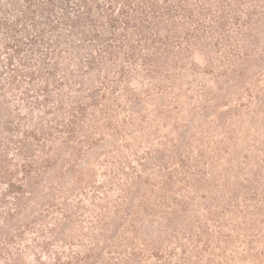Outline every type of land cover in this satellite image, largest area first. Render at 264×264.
<instances>
[{
	"label": "rangeland",
	"instance_id": "374dc122",
	"mask_svg": "<svg viewBox=\"0 0 264 264\" xmlns=\"http://www.w3.org/2000/svg\"><path fill=\"white\" fill-rule=\"evenodd\" d=\"M31 1L0 0V264H264V0Z\"/></svg>",
	"mask_w": 264,
	"mask_h": 264
},
{
	"label": "trees",
	"instance_id": "16d2710c",
	"mask_svg": "<svg viewBox=\"0 0 264 264\" xmlns=\"http://www.w3.org/2000/svg\"><path fill=\"white\" fill-rule=\"evenodd\" d=\"M49 2H51L52 0H48ZM84 1V6L86 7L87 6V4H88V2H87V0H83ZM31 2H33V0L31 1ZM149 3V2H148ZM111 4H113V3H111ZM150 4L152 5V7H153V9H152V12H153V14H155L156 12L158 13V11H159V9H160V6L158 5V3L157 2H154V0H150ZM142 12H143V9H142ZM19 19V18H18ZM112 21H114V20H112ZM112 21H111V23H112ZM124 23H126V24H131L132 25V23H133V19H126V21H124ZM112 26V25H111Z\"/></svg>",
	"mask_w": 264,
	"mask_h": 264
}]
</instances>
